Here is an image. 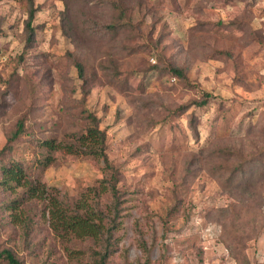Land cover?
I'll return each mask as SVG.
<instances>
[{"label":"rangeland","instance_id":"rangeland-1","mask_svg":"<svg viewBox=\"0 0 264 264\" xmlns=\"http://www.w3.org/2000/svg\"><path fill=\"white\" fill-rule=\"evenodd\" d=\"M113 1L33 0L28 46L20 0H0V149L20 119L25 134L13 143V155L29 157L31 141L64 136L70 105L81 97L73 66L80 61L87 75L86 107L99 118L108 158L121 170V236L107 264H264V224L255 239L231 252L221 225L210 221L209 210L229 200L199 158V150L219 138L251 155L264 147V0H124L134 19L144 17L141 33L146 36L153 23V41L165 32L158 49L186 72L197 85L192 89L167 74H144L142 68L158 63L157 53L134 44L137 50L128 56L122 46L127 34L112 41L118 47L103 63L109 51L94 42L105 32ZM201 91L211 94L206 106L166 116ZM136 97L151 101L152 109L138 111L128 102ZM57 157L59 164L46 169L41 182L70 196H88L102 178L100 164ZM12 198L0 190L1 204ZM32 220L27 248L11 215L0 210V248L23 264H92L63 250L39 215Z\"/></svg>","mask_w":264,"mask_h":264},{"label":"trees","instance_id":"trees-1","mask_svg":"<svg viewBox=\"0 0 264 264\" xmlns=\"http://www.w3.org/2000/svg\"><path fill=\"white\" fill-rule=\"evenodd\" d=\"M27 16L24 23L26 43L30 44L33 37L32 21L36 8L33 0H20ZM112 15L106 19L102 29L103 36L95 41L94 46L108 52L107 63L113 54L116 44L112 41L127 34L128 39L123 50L128 56L137 50L134 44L145 45L149 51H156L158 63L142 68L144 74L154 71L160 75L178 80L185 88L192 89L197 85L191 83L186 72L174 65L160 48L162 32L155 41L152 39L154 23L145 36L140 32L144 17L137 19L129 12L124 0L110 2ZM103 43H102V42ZM138 41V42H137ZM100 42V43H99ZM140 42H142L140 44ZM98 43V44H97ZM119 44V43H118ZM27 46V47H28ZM136 52V51H135ZM218 53L223 54L222 51ZM230 56L229 54H225ZM80 85V100L70 105L68 128L64 136L44 137L31 141L27 149L33 150L29 157L24 154H12L13 143L25 134L23 120H18L15 129L0 149V190L12 194L13 198L0 203V210L12 217L13 225L21 232V241L29 248L30 233L33 230L32 216L46 223V234L60 242L68 254L80 255V260L92 264H107L116 251L120 239L121 218L123 216V195L120 188L121 170L108 158L106 134L99 127V118L86 107L88 90L85 88L87 75L82 62L73 64ZM107 70L106 64H104ZM109 68V66H108ZM143 74V75H144ZM129 97V96H128ZM134 101H131V100ZM211 94L201 91L198 99L166 111L168 114H187L190 108H202L211 100ZM128 102L140 110H151L153 103L138 97L129 98ZM163 121L157 120L151 126ZM196 119L192 113L188 115V125L195 137ZM71 155L95 160L100 164L102 178L89 188L90 194L84 193L70 196L55 187H49L42 181L44 171L59 164L57 154ZM199 158L206 164V172L217 183L220 191L229 200L224 207L210 209V221L221 225L223 242L231 252L237 251L238 244L245 245L255 239L264 224L262 208L264 206V147L243 153L238 146L223 145L222 138L215 139L206 148L199 150ZM197 156H193L196 160ZM17 158V159H16ZM187 176V175H186ZM185 176V178H186ZM177 204L175 206V211ZM18 211V213H17ZM165 233L166 222H163ZM74 244L75 249L69 247ZM144 248L146 245H142ZM146 250V248H145ZM148 251V250H147ZM76 256L75 258H77ZM0 264H23L10 249L0 248Z\"/></svg>","mask_w":264,"mask_h":264}]
</instances>
